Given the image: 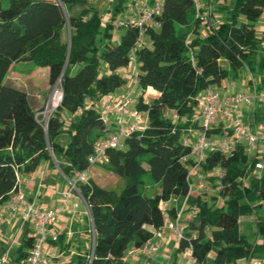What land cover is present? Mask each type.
Instances as JSON below:
<instances>
[{
	"label": "trees",
	"instance_id": "trees-1",
	"mask_svg": "<svg viewBox=\"0 0 264 264\" xmlns=\"http://www.w3.org/2000/svg\"><path fill=\"white\" fill-rule=\"evenodd\" d=\"M98 1L0 0V204L9 199L19 177L48 161L75 182L93 224V251L71 264H128V250L151 239V228L164 225L167 214L161 203L190 193L189 174L196 162L184 144L192 136L189 131L208 136L224 132L220 125L204 130L197 118L201 94L246 73L257 93L264 90V0H231L219 7L223 19L215 23L205 19L194 0H163L158 25L148 26L141 47L136 46L137 28L115 34L112 26L129 0H115L104 11ZM133 52L141 91L136 107L147 114L148 124L127 137L123 148L108 150L106 166L127 178L118 192L77 177L93 167L88 157L107 129L101 103L127 83L124 70ZM18 61L47 68L50 86L61 87L62 100L47 126L27 92L7 82ZM148 87L159 92L151 102L144 100ZM254 119L264 121L263 108L255 109ZM199 166L212 181L219 179L223 202L195 197L197 211L191 208L194 216L176 251L191 249L198 264H238L264 256V241L251 243L240 229L243 217L257 214L256 234L264 240V160L239 143L230 155L207 152ZM146 174L159 186L152 196L144 192ZM168 215L176 219L175 207ZM35 239L27 227L12 260L24 259Z\"/></svg>",
	"mask_w": 264,
	"mask_h": 264
},
{
	"label": "built area",
	"instance_id": "built-area-1",
	"mask_svg": "<svg viewBox=\"0 0 264 264\" xmlns=\"http://www.w3.org/2000/svg\"><path fill=\"white\" fill-rule=\"evenodd\" d=\"M194 2L197 8H199L200 0H194ZM163 9V0H129L125 12L112 20V26L114 30L118 31L126 27L137 28L139 35L136 46L141 47L145 44V35L148 26L158 25L156 17L162 13ZM107 20L105 19V21ZM132 65H135V68L138 69L136 54L134 52L131 55L129 66ZM249 78H252L250 74ZM231 88H234V82L231 83ZM252 88L253 90L250 88L252 93H248L247 90H239L237 92L223 94L217 88L210 87L201 94L197 118L203 125L204 130H212L222 121L227 124L223 127L224 132L222 135L208 136L205 132H200L195 138L193 136H187L185 138L184 144L191 147L190 156L196 162L195 167L191 169L189 174V195L196 191L194 190L191 178L192 173L205 160L207 152L209 151H221L226 155H230L235 146L241 143L245 144L249 155L258 156L259 159L264 160V121H250L245 120L243 117L245 110L255 111L256 108V100L259 96L254 84ZM60 91L61 102L63 92L62 90ZM136 103L137 101L133 92L126 90L114 95L102 104V120L107 126L106 135L95 142L94 152L88 157L90 166L107 163L109 160L108 150L123 148L127 137L147 127V114L138 110ZM59 104L54 108H57ZM48 107L49 104L47 103L46 112ZM173 116L176 118V115ZM47 121L45 122L46 126ZM189 132L191 133L192 129ZM257 168L260 170L263 169L262 161L257 164ZM77 179L79 181H87V171L79 173ZM67 180L69 188L63 192L61 204L55 208H46L39 205L36 200H30L23 186L22 178L19 177L17 179V186L11 193L9 199L0 204V225H11L13 219L18 217L23 224H28L31 230L34 231L36 239L33 247L28 251L27 256L20 261L12 260V249L10 250V247H7L0 254V264H67L60 258L57 251H49L46 248V242L49 237L52 242L59 240V234L53 232L52 227L58 221L62 212L68 208L69 203L75 199H79V201L73 203L74 207H78L80 201L86 205L75 182L69 179ZM41 187L42 181L40 180L39 190ZM201 187H203V184ZM39 190L37 191L38 195ZM86 208L87 214L90 216L87 205ZM193 209H195L194 212L197 211L195 207ZM180 218V214H177L175 220L167 218L162 227L153 230V237L151 239L147 240L140 247L130 248L127 255L142 251L148 259L152 258L154 254L160 251L166 241V229L180 241L184 236V226L180 224ZM91 228L93 251L94 229L92 221ZM15 238L18 240L17 237ZM185 253L189 258L184 264L197 263L191 249H187Z\"/></svg>",
	"mask_w": 264,
	"mask_h": 264
},
{
	"label": "crops",
	"instance_id": "crops-1",
	"mask_svg": "<svg viewBox=\"0 0 264 264\" xmlns=\"http://www.w3.org/2000/svg\"><path fill=\"white\" fill-rule=\"evenodd\" d=\"M101 0L98 1V5ZM200 6L202 8L205 19L213 23L218 22L223 19L222 13L219 10L221 5H225L231 2V0H200ZM109 18V13L106 15L105 19ZM260 26V25H259ZM263 29V25L259 27ZM124 76L127 78V83L112 93L108 98L111 99L114 95L131 90L134 94V97L137 101V98L141 95L138 83H136L137 78V69L135 65L129 66L124 70ZM234 82L235 88H231V83ZM243 76L238 80H225L221 86L217 87L219 91L223 94L230 92H237L240 88V85L243 83ZM35 88H37L35 86ZM237 88V89H236ZM248 93H252L250 88L245 89ZM47 89H43L42 95L37 98L38 108L33 109L38 111L40 108L45 106L48 102L49 95H44ZM27 92V91H26ZM28 94V93H27ZM39 94V93H38ZM159 96V92L152 87H148L147 91L144 94L145 102H151L152 99ZM258 98L256 100V108L264 109V90L258 93ZM29 97V95H28ZM31 104V103H30ZM103 104V102L101 103ZM255 108V109H256ZM254 112L245 110L243 117L245 120L253 121ZM227 124L222 121L219 122V125L223 128ZM192 136L195 138L200 134V130L192 129ZM200 174H192V181L200 177ZM42 181V187L39 190V183ZM23 186L26 190L27 196L30 200H36L37 203L46 208H55L61 204L62 194L64 191L68 190L69 183L68 180L62 175L61 171L57 166H52L50 162L46 161L42 164L41 168L34 173L23 174L22 175ZM39 190V195L37 191ZM197 192L191 193L187 197H177L168 202H162L161 208L167 214V218L171 217L168 215L169 210L172 207H175L177 214L181 215L180 224L186 226L189 219L193 218L194 212V200L197 196ZM79 201L75 199L69 203L68 208L62 212L59 217V223L66 225V229H60L57 226V222L52 227V231L59 234L61 237L60 241L52 242L49 237L46 242V248L49 251H57L59 256L67 255L69 252H72L71 258L76 255H83L92 248L93 245V236L91 228V220L87 214L86 205L83 202H79L78 207H74L73 203ZM257 218V214L253 217ZM244 221V220H243ZM242 223V222H240ZM29 227L28 224H23L22 221L15 217L11 225H0V254L7 248L8 240L13 236L17 237L18 240L22 239L25 229ZM151 230H154L151 228ZM166 241L162 245L159 252L154 254V256L148 259L142 251H137L134 254L126 255L125 259L128 264H184L188 261L189 256L185 252H177V247L179 241L177 238L168 230L165 231ZM264 241V240H263ZM259 242L261 240L259 239ZM74 254V255H73ZM69 255V254H68ZM74 259V258H72ZM69 259V262L74 260ZM255 258L240 260L238 264H258L254 262ZM72 260V261H71ZM198 264V263H196Z\"/></svg>",
	"mask_w": 264,
	"mask_h": 264
},
{
	"label": "rangeland",
	"instance_id": "rangeland-1",
	"mask_svg": "<svg viewBox=\"0 0 264 264\" xmlns=\"http://www.w3.org/2000/svg\"><path fill=\"white\" fill-rule=\"evenodd\" d=\"M114 3H115V0H101V2L99 3L98 6H99V9L101 11H104L108 6L113 7ZM74 12L77 13L78 9H75ZM114 32H115V34L119 33L118 30H114ZM48 73L49 72H48L47 68L38 67L33 62L18 61L16 63H14L12 70L10 71V73L8 75L7 82L9 84L15 86V87H18L20 89L27 91V93L29 95L30 103L34 108H38V105L36 103L38 96L42 95L43 89H47V91L45 92L44 95H49L50 106L54 110L56 108H54L55 106L53 107V105L51 104V98H52V96L56 90H59V91L61 90V87L59 84L56 87H55V85L50 86L49 79H48L49 78ZM249 79L250 78H249L247 73L243 74V81L244 82L240 85V88L238 89V91L239 90H245L247 88H251V90H253V88L251 87V85L248 82ZM235 85H236V83L234 84V88H235ZM35 86L37 88H35ZM49 98H48V101H49ZM59 102H58V104H59ZM47 103L45 104V106H43L38 111H36L38 119L43 124H45V122L48 120L51 113L53 112L52 109L50 111L46 112ZM217 127H219V125ZM217 127H215V128H217ZM192 174H200L201 175L196 180V182L192 181L193 185H194V190H196L195 192H197L198 194H202L204 196V198L209 200L210 203H215L217 205H221L223 201L220 197H218V194L220 191V186H219L220 184H219V179L216 178V176H218V174H221V171L220 170L215 171L214 174L216 176L215 175L214 176L216 179H214L213 181L211 180V176H209V174L207 175L201 169L200 166H197ZM92 179L95 180L99 185H101L105 188H108V189L118 191V192L121 191L127 184V178L126 177H123V176L109 170V168L106 166L105 163L104 164H96L90 170H88L87 180H92ZM144 180L146 183V187H145V191H144L146 195L152 196L156 193V191H159V186L157 184H155V182L152 179L150 174H146L144 177ZM202 184H203V187H201ZM214 198H217V199L214 200ZM256 220H257L256 216L253 218H252V216H246V217H243L241 219L242 223H240L241 232L247 236L248 240L251 243H254V244L256 242H258L259 239L261 240V242H263V239L259 238L258 235L256 234V232H257ZM57 226H59L60 229H66V227H67L64 224H60L59 220L57 221ZM31 232L33 234H35L33 230H31ZM13 240H15V241L13 242ZM8 241L9 242H8L7 247H10V250L12 249L11 250V254H12V252L16 251V249L20 243V240H16L15 236L14 237L12 236L10 238V240H8ZM68 254L63 255L60 258L64 262H66L67 264H71V262H69V259H72V258L75 259L78 255L75 254V256L71 258L70 256H72V252H69ZM74 259H72V260H74ZM254 262H257L258 264H264V256L255 258Z\"/></svg>",
	"mask_w": 264,
	"mask_h": 264
},
{
	"label": "bare ground",
	"instance_id": "bare-ground-1",
	"mask_svg": "<svg viewBox=\"0 0 264 264\" xmlns=\"http://www.w3.org/2000/svg\"><path fill=\"white\" fill-rule=\"evenodd\" d=\"M60 97H61V91L56 90L51 98V104L53 105V107L58 104V102L60 101ZM51 109L53 108L50 106V103H49V107L47 111H50Z\"/></svg>",
	"mask_w": 264,
	"mask_h": 264
},
{
	"label": "water",
	"instance_id": "water-1",
	"mask_svg": "<svg viewBox=\"0 0 264 264\" xmlns=\"http://www.w3.org/2000/svg\"><path fill=\"white\" fill-rule=\"evenodd\" d=\"M60 80H61V79H60ZM60 80H59V81H60ZM57 84H58V83H57ZM57 84H56V85H57ZM56 85H55V86H56ZM48 104H49V101H48ZM45 126H46V125H45ZM57 167H58V166H57ZM58 168H59V167H58ZM59 170H60V168H59ZM60 171H61V170H60Z\"/></svg>",
	"mask_w": 264,
	"mask_h": 264
}]
</instances>
